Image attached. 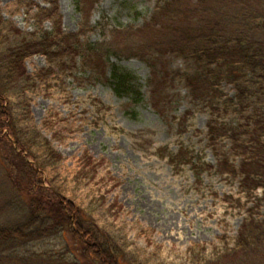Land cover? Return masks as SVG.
<instances>
[{"label": "rangeland", "instance_id": "rangeland-1", "mask_svg": "<svg viewBox=\"0 0 264 264\" xmlns=\"http://www.w3.org/2000/svg\"><path fill=\"white\" fill-rule=\"evenodd\" d=\"M173 1L82 0L78 5L58 0L63 31L82 32L83 42L115 43L124 53L105 58V72L87 65L81 55L66 64L32 55L26 66L33 84L24 89L19 83L8 95L19 128L27 137L37 134L61 156L44 169L34 163L43 185L58 189L86 222L110 232L124 251L122 264H209L235 246L250 210L264 219V200H258L263 188L249 196L240 177L221 172L224 156L237 165L242 160L231 151L230 139L222 138L216 146L209 139L211 120L239 119L226 106L234 86L223 78L216 92L196 97L187 81L199 71L194 61L162 56L155 49L137 56L133 50L154 43L148 22ZM38 6L51 4L0 0L10 45L37 36L43 19ZM56 18L43 19V28L53 30ZM166 19L158 18L160 26ZM113 65L131 74L142 93L139 101L116 93L107 79ZM160 68L168 75L161 71L154 78V69ZM258 104L263 111L264 98ZM0 148H6L4 142ZM38 152L45 159L44 149ZM23 155L34 161L27 151ZM3 165L0 158V171ZM0 190L3 225L21 213L16 208L6 215L15 197L11 185L0 182ZM20 196L32 205L33 195L26 189ZM72 225L79 228L75 218ZM65 238L72 242L69 232ZM59 242L49 240L44 248L63 250Z\"/></svg>", "mask_w": 264, "mask_h": 264}, {"label": "trees", "instance_id": "trees-1", "mask_svg": "<svg viewBox=\"0 0 264 264\" xmlns=\"http://www.w3.org/2000/svg\"><path fill=\"white\" fill-rule=\"evenodd\" d=\"M46 1L51 7L38 6L39 13L43 19L57 17L53 30L44 29L42 19L37 36L24 38L17 45L8 43L0 14V143L6 145L4 150L0 148L4 163L0 182L11 185L15 197L6 215L16 212V208L21 213L18 220L0 225V264H122L124 251L113 235L94 221L86 222L58 189L43 185L35 164L44 169L61 156L49 143L38 140L37 134L27 137L8 106V95L17 84L23 83L24 89L33 84L26 66V59L32 55H44L51 64H66V60L81 55L87 65L105 72V58L119 51L124 53L115 43L83 42L82 32L63 31L58 0ZM161 16L167 17L162 26L158 21ZM148 24L154 29V43L137 45L133 49L137 56L155 49L162 56L179 55L194 61L199 71L187 76V81L196 97L216 92V85L223 78L234 86L235 94L226 106L239 119L211 120L209 139L215 146L222 138L230 139L231 151L242 160L237 165L224 156L220 159L221 172L240 177L242 191L249 196L263 188L258 200H264V110L258 104L264 98V1L174 0L165 4ZM13 30L21 32L15 26ZM161 71L162 75L169 73L165 68L154 69V78ZM107 79L117 94L128 93L140 100L142 93L136 90L133 77L119 66L111 67ZM42 149L45 159L38 152ZM26 151L34 161L24 157ZM24 183L28 187H22ZM25 189L33 195L31 206L20 198ZM74 218L78 229L72 228ZM68 232L72 242L65 238ZM60 239L63 250L44 248L45 242ZM209 264H264V219L250 210L235 246L225 249L221 257Z\"/></svg>", "mask_w": 264, "mask_h": 264}]
</instances>
